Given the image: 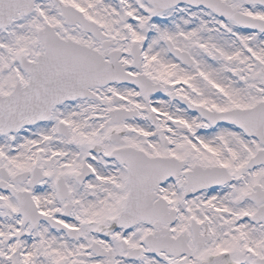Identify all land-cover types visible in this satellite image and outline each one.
<instances>
[{"label": "snow or ice", "instance_id": "snow-or-ice-1", "mask_svg": "<svg viewBox=\"0 0 264 264\" xmlns=\"http://www.w3.org/2000/svg\"><path fill=\"white\" fill-rule=\"evenodd\" d=\"M0 264H264V0H0Z\"/></svg>", "mask_w": 264, "mask_h": 264}]
</instances>
